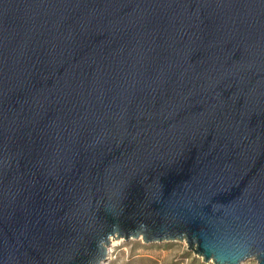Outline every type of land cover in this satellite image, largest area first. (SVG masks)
<instances>
[{"label":"water","instance_id":"water-1","mask_svg":"<svg viewBox=\"0 0 264 264\" xmlns=\"http://www.w3.org/2000/svg\"><path fill=\"white\" fill-rule=\"evenodd\" d=\"M111 237L264 264V0H0V264Z\"/></svg>","mask_w":264,"mask_h":264},{"label":"rangeland","instance_id":"rangeland-1","mask_svg":"<svg viewBox=\"0 0 264 264\" xmlns=\"http://www.w3.org/2000/svg\"><path fill=\"white\" fill-rule=\"evenodd\" d=\"M109 260L104 264H213L187 248L185 241L145 243L141 238L119 239L111 245ZM242 264H256L247 260Z\"/></svg>","mask_w":264,"mask_h":264},{"label":"bare ground","instance_id":"bare-ground-1","mask_svg":"<svg viewBox=\"0 0 264 264\" xmlns=\"http://www.w3.org/2000/svg\"><path fill=\"white\" fill-rule=\"evenodd\" d=\"M116 240H119V239L115 238V237H111L110 238V244L113 245L116 242ZM110 244H109V247H108V253L111 251L110 250V247H111Z\"/></svg>","mask_w":264,"mask_h":264}]
</instances>
